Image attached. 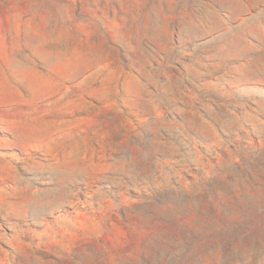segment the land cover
<instances>
[{
	"label": "rangeland",
	"instance_id": "rangeland-1",
	"mask_svg": "<svg viewBox=\"0 0 264 264\" xmlns=\"http://www.w3.org/2000/svg\"><path fill=\"white\" fill-rule=\"evenodd\" d=\"M0 264H264V0H0Z\"/></svg>",
	"mask_w": 264,
	"mask_h": 264
}]
</instances>
